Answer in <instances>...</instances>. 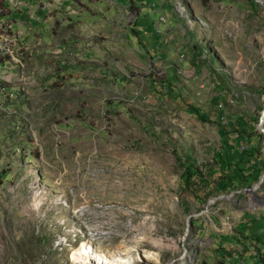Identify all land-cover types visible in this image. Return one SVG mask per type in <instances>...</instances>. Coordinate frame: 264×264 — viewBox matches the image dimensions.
I'll return each mask as SVG.
<instances>
[{"label":"rangeland","instance_id":"rangeland-1","mask_svg":"<svg viewBox=\"0 0 264 264\" xmlns=\"http://www.w3.org/2000/svg\"><path fill=\"white\" fill-rule=\"evenodd\" d=\"M240 121L259 178L223 191ZM263 165L264 0H0V264H219Z\"/></svg>","mask_w":264,"mask_h":264},{"label":"trees","instance_id":"trees-1","mask_svg":"<svg viewBox=\"0 0 264 264\" xmlns=\"http://www.w3.org/2000/svg\"><path fill=\"white\" fill-rule=\"evenodd\" d=\"M147 31L152 32L153 30L148 26ZM189 112L192 116L202 117L201 113L196 109L190 108ZM237 128L240 129L237 130L239 135L235 139L233 138L234 142L229 145V148L223 149L222 152L218 153V159L220 160L219 172L221 173L218 187L228 192L240 191L245 186L250 187L252 185L249 179L250 172H254L253 181L259 178L254 166L258 162L257 156L260 155L261 143L257 147L249 144V138L245 134L247 128L243 122L240 121L237 124ZM239 143L247 144V146L242 148V152H239ZM247 164L248 166H246ZM262 167L264 169V165ZM182 170L181 188H191L189 187L191 179L198 174V170L192 163H184ZM245 227L244 230H237V234L218 236L215 250L220 256L219 264H258L256 260L259 261V264H264V232L259 233L261 227L258 224L256 227H253V225ZM253 241L256 246H252L251 243ZM235 244H239L243 248L239 252H230L231 246Z\"/></svg>","mask_w":264,"mask_h":264},{"label":"bare ground","instance_id":"bare-ground-1","mask_svg":"<svg viewBox=\"0 0 264 264\" xmlns=\"http://www.w3.org/2000/svg\"><path fill=\"white\" fill-rule=\"evenodd\" d=\"M83 247H84V246H83ZM83 247H82V248H83Z\"/></svg>","mask_w":264,"mask_h":264},{"label":"water","instance_id":"water-1","mask_svg":"<svg viewBox=\"0 0 264 264\" xmlns=\"http://www.w3.org/2000/svg\"><path fill=\"white\" fill-rule=\"evenodd\" d=\"M262 183V182H261Z\"/></svg>","mask_w":264,"mask_h":264}]
</instances>
